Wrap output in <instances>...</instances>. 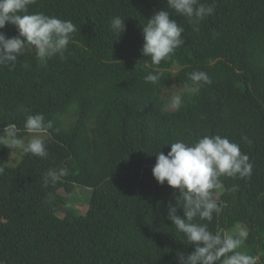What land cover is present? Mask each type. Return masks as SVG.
<instances>
[{"label":"trees","instance_id":"obj_1","mask_svg":"<svg viewBox=\"0 0 264 264\" xmlns=\"http://www.w3.org/2000/svg\"><path fill=\"white\" fill-rule=\"evenodd\" d=\"M202 2L215 12L198 32L170 11L184 43L159 66L141 55V24L166 0H36L29 7L70 20L77 31L66 59L41 66L29 52L12 70L0 66V130L13 123L22 131L26 114L37 112L54 122L47 158L0 146L2 264H176V253L193 246L166 217L175 190L154 179V152L205 135L238 143L253 165L250 177L220 178L222 211L209 229L243 227L241 250L264 264V0ZM116 15L126 31L112 40L109 20ZM0 31L17 35L10 24ZM194 70L211 83L189 94L184 84ZM148 74L159 82H146ZM180 93L183 105L172 109L170 98ZM49 169L66 174L45 185ZM76 187L89 192L83 215L72 203Z\"/></svg>","mask_w":264,"mask_h":264},{"label":"clouds","instance_id":"obj_2","mask_svg":"<svg viewBox=\"0 0 264 264\" xmlns=\"http://www.w3.org/2000/svg\"><path fill=\"white\" fill-rule=\"evenodd\" d=\"M34 4L36 0H0V30L10 24L17 31L12 37L0 31V66L12 70L18 57L29 52L41 66H46L53 57L66 59L65 53L72 34L77 31L76 25L43 12H29V7ZM170 11L186 18L193 31L198 32L200 23L215 12V7L202 0H166L165 9L155 11L141 24L143 44L140 52L142 57L149 58L152 66H159L162 60L169 59L184 43V28L170 18ZM124 20L119 15L110 18L112 40H118L126 31ZM216 35L213 33V38ZM144 79L156 84L160 77L148 74ZM210 83L211 78L206 72L194 70L188 73L184 89L189 94H196ZM183 102V93L170 98L171 108L175 110H179ZM53 124V120H46L43 113L26 114L22 131L13 123L0 130V146L18 151L21 156L47 158L46 138H51ZM241 140L252 143L246 136ZM170 145L167 154L160 151L161 148L154 152L156 160L151 171L158 184L166 183L175 190V203L167 205L166 217L183 235L185 244L193 246V251L187 255L181 251L176 253V264H258V255L241 250L248 238L246 229L238 226L231 233L209 229L214 215L222 211L218 196L220 178L250 177L253 165L249 156L242 153L238 143L220 135H205L191 143L178 140ZM3 171L0 168V174ZM65 174L64 169H49L43 176V183H56ZM178 208L183 210V216L177 215Z\"/></svg>","mask_w":264,"mask_h":264},{"label":"rangeland","instance_id":"obj_3","mask_svg":"<svg viewBox=\"0 0 264 264\" xmlns=\"http://www.w3.org/2000/svg\"><path fill=\"white\" fill-rule=\"evenodd\" d=\"M17 158V157H15ZM8 161L9 162H13L14 161V157L13 154H10L8 157ZM61 194L63 195H67L66 191L62 188L59 190ZM89 195L88 191H85L84 189H82L81 187H76L73 193L74 199L72 201L73 205L75 207H77L79 214L83 215L86 212L87 209V197ZM86 198V199H85ZM58 215L59 216H64V210H60L58 211Z\"/></svg>","mask_w":264,"mask_h":264}]
</instances>
